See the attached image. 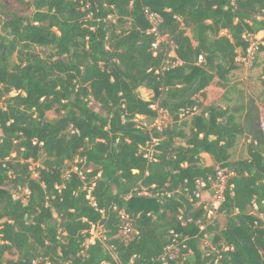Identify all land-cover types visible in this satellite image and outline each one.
Returning <instances> with one entry per match:
<instances>
[{
  "label": "trees",
  "instance_id": "1",
  "mask_svg": "<svg viewBox=\"0 0 264 264\" xmlns=\"http://www.w3.org/2000/svg\"><path fill=\"white\" fill-rule=\"evenodd\" d=\"M10 1L0 3V264H264L260 110L204 103L214 83L227 88L246 36L264 31V0ZM146 11L161 16L158 35ZM162 114L169 124L140 122ZM243 136L248 158L232 160ZM219 170L222 229L195 197ZM122 212L138 233L127 241ZM211 233L215 251L200 245ZM174 244L185 258L163 260Z\"/></svg>",
  "mask_w": 264,
  "mask_h": 264
},
{
  "label": "rangeland",
  "instance_id": "2",
  "mask_svg": "<svg viewBox=\"0 0 264 264\" xmlns=\"http://www.w3.org/2000/svg\"><path fill=\"white\" fill-rule=\"evenodd\" d=\"M5 3L7 5L11 4L10 0H0V3ZM258 38L264 39V31L257 34ZM237 63L239 68L232 72L229 77V82L226 84L227 88L222 89L217 86V83H214L207 89V97L204 101L205 105L206 102H209V99L212 101H217L214 104H217L223 108H226L229 106H234L236 104H246L250 100L254 101L255 104L258 106L260 110V128L262 127L264 123V52L260 51H254L253 54H251V57H244L240 61V59H237ZM17 64V56L14 55L12 59L10 60V67L13 68ZM218 82V80H216ZM141 95L145 99H151L153 97V94L150 91L142 90ZM210 102V103H211ZM209 103V104H210ZM199 110L197 111V113ZM47 119L52 121L56 118L63 117V113H57V112H49L47 113ZM163 118V117H161ZM160 119V118H159ZM143 125L147 126L148 128L153 127L157 121L152 120H141L140 121ZM163 125H167L171 122V119L166 117L161 120ZM262 129V128H261ZM247 144L248 141L245 136L241 137L235 146V148L231 151V158L232 160H239V159H245L248 158V152H247ZM206 165L211 166L213 165V161L211 160L210 156L204 155ZM77 162V160L75 161ZM34 167V166H33ZM28 192H22L19 194V196H25ZM206 198V196H205ZM209 197L207 200L204 201V205L207 206V208H210V201ZM209 222H214L218 224L220 229L224 228L226 224V218L224 215H215L212 219L207 217ZM215 220V221H214ZM214 233L209 234L207 237H205L203 240L200 241V245L202 249H211L215 251V246L213 245V239H214ZM120 237L124 240H131L132 234L125 235L123 233H120ZM9 257V256H7Z\"/></svg>",
  "mask_w": 264,
  "mask_h": 264
},
{
  "label": "built area",
  "instance_id": "3",
  "mask_svg": "<svg viewBox=\"0 0 264 264\" xmlns=\"http://www.w3.org/2000/svg\"><path fill=\"white\" fill-rule=\"evenodd\" d=\"M146 16H147V19L149 20V22L151 24V29L149 30V32L153 33L155 35H158L159 34V25L162 22L161 16L157 13H150L148 11H146ZM246 38L251 43L249 49L247 50V56H246V57L250 58L251 54H253L254 51L259 50V47L264 45V39L262 40V38H258L257 35H248V36H246ZM165 42H166V37L160 36L158 38V40L152 44V49L154 50V55L157 54L158 46L161 43H165ZM170 56L174 57L175 56L174 52H172L170 54ZM198 62L199 63L204 62V57L200 56ZM152 108L155 109L154 106ZM161 117L166 118V116L163 114L160 116V119L157 122V125L159 127H161L163 125L161 122V120H163V118H161ZM261 128H262V131L264 133V123H263ZM145 150H146L145 157L151 158L152 153L154 152L153 145L149 146ZM227 184H228L227 175L222 170H219L216 179L211 181L210 188L207 187L208 184L206 182L197 181L198 192H196V194H195L196 199L199 200L197 202V205H204V201L207 200L209 197L210 208L208 209L207 206H205V205L204 206H205V210L208 213V217L210 219L215 217V215L217 214V211L221 207L222 203L225 201V192L227 189ZM205 196H206V198H205ZM121 216H122V220H123L121 233H123L125 235L134 234V233L138 234L137 232H135L129 217L124 212L121 213ZM102 233H103V231L101 230V234ZM184 258H185V255H182L180 253V251L178 249V245L174 244V245L166 247L165 253L163 256V260L178 259L181 262V259L183 260ZM102 264H110V263L103 262Z\"/></svg>",
  "mask_w": 264,
  "mask_h": 264
},
{
  "label": "crops",
  "instance_id": "4",
  "mask_svg": "<svg viewBox=\"0 0 264 264\" xmlns=\"http://www.w3.org/2000/svg\"><path fill=\"white\" fill-rule=\"evenodd\" d=\"M238 58L240 59V61H241L242 59H244V57H242V56H239ZM211 99H212V98L209 99V102H208V101L206 102L207 105L214 104V103L217 101V99H216V101L214 100V101L211 102ZM210 102H211V103H210ZM209 103H210V104H209ZM228 106H229V105H228Z\"/></svg>",
  "mask_w": 264,
  "mask_h": 264
}]
</instances>
